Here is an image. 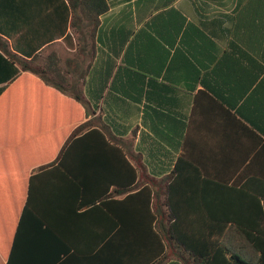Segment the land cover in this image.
I'll return each mask as SVG.
<instances>
[{
  "label": "crops",
  "instance_id": "crops-1",
  "mask_svg": "<svg viewBox=\"0 0 264 264\" xmlns=\"http://www.w3.org/2000/svg\"><path fill=\"white\" fill-rule=\"evenodd\" d=\"M106 3L93 31L69 0H0L10 51L38 54L33 68L66 91L0 51V264H103L102 221L71 212L74 174L90 193L134 171L161 202L177 178L186 217L264 233V0ZM84 124L81 144L65 148L67 175L58 154ZM200 186L208 215L189 207ZM174 248L162 264H184Z\"/></svg>",
  "mask_w": 264,
  "mask_h": 264
},
{
  "label": "trees",
  "instance_id": "trees-1",
  "mask_svg": "<svg viewBox=\"0 0 264 264\" xmlns=\"http://www.w3.org/2000/svg\"><path fill=\"white\" fill-rule=\"evenodd\" d=\"M69 1L73 12H75L76 4L83 18L91 23L93 31L98 25V17L108 10L106 0H76L75 3L72 0ZM0 51L10 61L7 64L11 67L13 63L17 64L21 71L35 74L46 85L54 87L61 93H66L59 86L51 85L45 76L33 68V62L40 58L38 54L29 61L20 58L10 51L8 42L1 36ZM55 57H49V63L53 66L58 63ZM13 72L10 81L19 74L16 69ZM73 93L75 94L72 98L86 108L79 92L73 91ZM88 125L84 124L74 128L71 137L58 154V169L65 166L64 158L67 157L65 148L79 146L81 137L78 136ZM113 148L119 152L121 162L128 165L123 150L116 145ZM185 164L183 159L177 160L174 169L176 176L181 173V168ZM62 170L67 175L71 173L66 168ZM132 172L130 180L126 174L127 176H121L120 179L115 180L117 185L111 184L117 188L116 194L125 195L122 200L112 198L109 193L112 186H98L89 193L91 188L85 191L80 185V179L75 177L74 173L73 176H69L74 180L72 190L75 200L71 212L91 218V223L102 221L104 225V233L98 236L97 243L98 246H102V243L105 246L103 264H162L167 257V252H171L173 247L182 252L180 259L184 264H264V233L246 234L242 232L237 220L208 216L186 217L184 214L187 213H184L185 210L182 208L186 204L179 203L175 195V191L178 190L177 178L169 183L167 198L161 202L160 200L155 201L157 193L152 188L144 186L137 189L134 183V171ZM100 180L105 181V179ZM205 190L203 186L195 189V195L199 191L197 194L199 201L189 204V207L208 215L211 204L206 201L207 195L202 193ZM29 201L28 198V203ZM93 237L95 238V235Z\"/></svg>",
  "mask_w": 264,
  "mask_h": 264
}]
</instances>
